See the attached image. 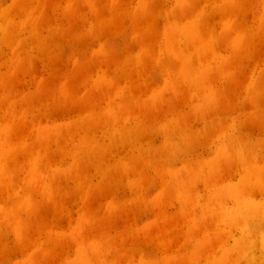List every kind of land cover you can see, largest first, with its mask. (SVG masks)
<instances>
[{"label":"rangeland","instance_id":"374dc122","mask_svg":"<svg viewBox=\"0 0 264 264\" xmlns=\"http://www.w3.org/2000/svg\"><path fill=\"white\" fill-rule=\"evenodd\" d=\"M0 264H264V0H0Z\"/></svg>","mask_w":264,"mask_h":264}]
</instances>
